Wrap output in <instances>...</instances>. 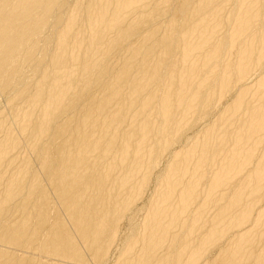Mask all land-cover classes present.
<instances>
[{
    "label": "bare ground",
    "instance_id": "obj_1",
    "mask_svg": "<svg viewBox=\"0 0 264 264\" xmlns=\"http://www.w3.org/2000/svg\"><path fill=\"white\" fill-rule=\"evenodd\" d=\"M0 264H264V0H0Z\"/></svg>",
    "mask_w": 264,
    "mask_h": 264
}]
</instances>
